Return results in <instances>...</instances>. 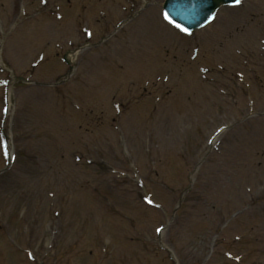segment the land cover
Returning <instances> with one entry per match:
<instances>
[{
    "label": "rangeland",
    "instance_id": "374dc122",
    "mask_svg": "<svg viewBox=\"0 0 264 264\" xmlns=\"http://www.w3.org/2000/svg\"><path fill=\"white\" fill-rule=\"evenodd\" d=\"M46 1L47 5L43 6L42 0H35L37 4L34 6L36 7L29 8L27 4L33 2V0H0V46L3 43L4 36L7 35V31L20 21L26 9L34 13H38L40 10L41 14L53 17L52 14L58 8H64L66 5L71 9L76 4L81 3V0ZM83 1L87 6L83 8V12H79L83 17L84 11L89 13L91 17L89 19L99 17L101 11L105 13L104 26L100 28L99 26L91 27L94 37H98L97 35L104 32H110L124 7L130 8V5L127 4L128 0ZM148 1V7L158 13V6H162L164 0ZM241 13L243 14L244 10ZM67 16L68 19L71 18L74 22V25L70 27L71 32L75 27V20L69 17L68 14ZM236 17L239 16L236 15ZM82 21H84V18H82ZM46 25L56 26L53 22H47L44 26L46 27ZM59 28L62 29L63 26L61 25ZM82 28L83 25L79 24L71 36L54 38L56 40L53 41V47L50 49L52 57L46 56L47 61L55 57L54 45L56 43L60 47L57 49V52L61 53L59 55L65 54V50L71 48L68 45L70 41L76 43L72 49H77L82 42L78 43L84 40ZM37 31L41 37L51 34L48 29H37ZM162 32L163 27L157 19L147 15L145 12L129 23V33L139 34L146 52H150L151 48L155 46L156 37L158 47L162 44L163 40L159 34ZM22 41L18 40L12 46L8 44L5 46L1 55L4 63L14 65L11 61V55L15 56L20 63L19 68L14 65L15 70L35 82L49 81L53 83L55 81L53 78L63 76L66 73L67 70L64 67L50 73L48 67L45 69L42 67L32 69L30 66H24L23 61H27L29 58L22 54L23 51L20 47L30 48L33 51L36 48V43L24 44ZM14 51L20 52V55H15ZM88 56L90 55L88 54ZM88 56L84 58L83 63L86 60L87 63L90 62ZM34 57H37V54ZM74 58L75 66L77 68L80 67L81 54L78 53ZM30 61L31 59L27 62ZM93 61H96L95 56ZM231 67L232 69H238L239 65L233 63ZM241 71H244V69ZM186 72L183 74L184 81H188L190 75V73ZM4 76L8 77V74H0V78ZM234 83H236L235 77ZM218 85L219 87L216 88L227 89L222 84ZM227 86L230 87L229 83ZM67 91L68 88L63 86L56 90V94L58 98H61ZM141 91V89L132 90L131 97L134 94H140ZM182 91L184 92V86ZM150 92L153 95L162 97V101L158 105H154ZM150 92L145 91L140 95V97L143 96L146 99V102H142L140 97L125 99L123 115L117 119L112 109V102L115 99L102 101L95 97H88L87 107L93 103L90 108L93 111L87 108L82 112L74 110V115L71 117V127L74 132L72 151L82 156L84 160L88 157L95 160V166L88 167L84 163H76L74 157L70 156L68 151H62L57 154L53 146L49 145L48 140L43 137V135L48 133L46 130L54 125L52 124L54 118V127L56 130L60 129L57 126L63 123V116L66 114L61 106L56 107L58 109L57 116H51L48 113H38L34 116L39 132L35 129H30L27 133H22L26 120L20 111L21 106L30 98L40 104L39 99L46 93L43 90L24 84L13 87L12 101L14 110L17 111L18 117L19 114L21 116L17 122L18 132L21 134H16L14 139L19 159L11 172L0 178V225L7 231L12 228L19 241L25 236L27 243L21 247L22 256L16 257L17 254H14L13 251L16 247L12 243V237L6 235V239L0 233V264H34L28 260L26 250L31 249L35 254L36 251L33 247H38L37 254L41 255L43 248L39 243L41 238L50 240V242H46V247L50 243L49 249H51H47V252L58 250L55 262L58 261L59 264H62L66 257L65 254H76L78 257L76 262L89 264L95 257L89 252L92 249L91 241L94 237L91 227L94 226L92 223L95 221H98L102 228L105 229L104 233L109 231L105 237L110 238V243L107 246L101 237L97 238V244L104 245L105 249L101 252L99 260L93 264H138L135 247L139 249H142V247L134 244L131 238L134 236L136 229L142 226L146 208L138 200V188L134 178L135 171L133 170V166L136 165L141 170L140 178L145 181L149 193L166 208L168 219H171L173 210L188 185V179L193 178V190L187 196L184 207L179 212L180 219H178H185L186 228L190 226L188 230L193 225L191 232L200 231L202 235H204L205 230L207 231L213 221L216 229L224 230V218L227 212H240L243 214L249 205H253L257 200L264 197V177L262 176L264 173V140H260L261 136L255 137L244 132L241 142L233 144L230 140L232 133H229L224 137L223 150L219 154H208L206 158V161L209 160L208 163L202 167L197 175L192 177L191 173L194 167L207 154L205 147L201 144L202 138L204 139L206 134L203 129L196 128L191 120L184 122L180 113L181 107L174 106L177 103L176 98H174V86L156 85L150 89ZM238 92L226 91L228 94L226 97L239 98ZM219 93L221 91H215V94L209 95L220 97ZM124 94L126 93L124 92ZM50 96L53 101V94L51 93ZM1 97L2 92L0 90V107ZM62 103L64 104V102ZM244 103L245 101H241L239 108L233 112V115L239 116L245 111ZM30 104L35 107V112L37 113L41 104L35 105L32 102ZM168 104H170V108H168ZM222 107L216 113L225 114L227 108L222 109ZM204 108L201 104V107L194 112L193 116L201 117L205 112ZM260 108H263V105L256 109L259 110ZM44 111L52 114L50 107ZM168 116L170 117L168 118ZM120 125L124 132L121 129L117 131L116 128L120 127ZM247 131L251 132L252 129L248 127ZM172 138H174L175 142H173ZM174 143L178 144V146H172ZM182 150L187 152L186 158L183 160L180 159ZM224 153H228V155L224 156ZM248 156L253 158L251 162H247ZM181 167L185 172L184 176L176 178L174 171L175 169L180 170ZM2 168L3 161L0 152V170ZM114 169L120 171L123 177L121 176L118 179L113 174L112 170ZM115 179L119 180L118 184H114L113 180ZM51 182H59L61 188L67 190L62 191V195L67 194L68 191L76 192V197L74 200L71 199V206H69L72 209V213L67 214L69 219L67 224H65L67 218L65 222L62 220L61 224L59 219L55 220L49 213L48 192L54 190L47 191V187ZM248 188H251L252 192H249ZM78 189H82L86 193L81 192L83 193L81 194L77 191ZM95 189L98 191L97 193H95ZM114 193H116V196H113ZM25 195L29 199H23ZM108 199L113 202V205L115 203V206L120 208L121 213H130L135 215L138 220H142L135 224L136 229L119 217H116L114 227L110 229V221L99 212L100 206ZM129 200L134 203L132 205L135 208H140L142 211L131 208L132 205L128 202ZM57 202H66V197H59ZM24 204L28 205L27 214L21 217L22 219L20 220L19 213H21ZM236 204L237 206L234 207ZM56 206L57 210H59L58 204ZM85 210L90 211L92 216L87 217L89 212L86 211L84 213ZM12 213L13 218L10 216ZM202 214L208 217L203 215L198 220V216ZM251 222L252 224L259 222V215L258 218H254ZM159 224L153 225L152 229L155 230ZM55 227L60 231V235L56 240L52 238ZM76 229L85 233L88 231L89 236L87 240H81L75 246ZM226 229L230 230L224 235L227 241L219 240L216 252L219 251L223 255L224 251L233 250L234 248L237 251L244 250L241 244L236 245L234 243L235 241L232 237L235 234H243L247 230L245 222L240 220L234 223L232 229L231 227ZM147 230H150L149 227ZM170 232L171 230L164 233L158 242L174 250L173 245L169 242L171 240ZM198 235L199 232L195 238L189 239L191 241L189 245L186 242L182 245L176 244L177 252L184 259V261L182 260L183 264H203L201 262L202 259L208 255L209 241H205L203 245V239L198 241ZM245 240L241 241L244 243L243 245L255 251L256 245L251 242L255 240V237H249L248 241L250 242H244ZM139 256L143 258V264H148L144 253L140 252ZM15 258L16 260H14ZM256 259L257 257L255 256L253 260ZM245 261L248 264H252L251 259H245ZM156 264H161L160 257H158ZM208 264L230 263L226 262L223 256H215L213 261L208 262Z\"/></svg>",
    "mask_w": 264,
    "mask_h": 264
},
{
    "label": "snow or ice",
    "instance_id": "6c2138e0",
    "mask_svg": "<svg viewBox=\"0 0 264 264\" xmlns=\"http://www.w3.org/2000/svg\"><path fill=\"white\" fill-rule=\"evenodd\" d=\"M241 2V0H234V4L238 5L239 3ZM163 16H164V19L167 20L170 24H175V21L172 20V18L170 17V15L167 13V12H164L163 13ZM175 26L177 28H180L181 31L187 33L188 32V29L187 28H183L181 25L179 24H175ZM5 83H7L5 81ZM5 112H7V109H4ZM4 155L7 157L9 155L8 151H7V147L5 146V152H4ZM149 203H151V201H149ZM157 232H160L162 231L161 228H157L156 229Z\"/></svg>",
    "mask_w": 264,
    "mask_h": 264
}]
</instances>
